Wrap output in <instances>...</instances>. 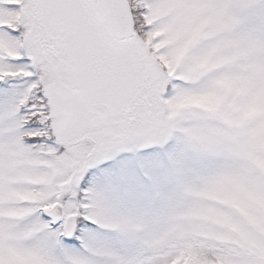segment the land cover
<instances>
[{"label":"snow or ice","instance_id":"snow-or-ice-1","mask_svg":"<svg viewBox=\"0 0 264 264\" xmlns=\"http://www.w3.org/2000/svg\"><path fill=\"white\" fill-rule=\"evenodd\" d=\"M0 264H264V0H0Z\"/></svg>","mask_w":264,"mask_h":264}]
</instances>
